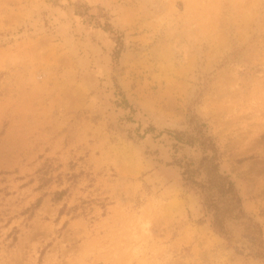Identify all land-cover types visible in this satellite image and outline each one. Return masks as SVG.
I'll use <instances>...</instances> for the list:
<instances>
[{
	"label": "rangeland",
	"instance_id": "374dc122",
	"mask_svg": "<svg viewBox=\"0 0 264 264\" xmlns=\"http://www.w3.org/2000/svg\"><path fill=\"white\" fill-rule=\"evenodd\" d=\"M192 114L264 242V0H0V264H264L183 184Z\"/></svg>",
	"mask_w": 264,
	"mask_h": 264
},
{
	"label": "trees",
	"instance_id": "16d2710c",
	"mask_svg": "<svg viewBox=\"0 0 264 264\" xmlns=\"http://www.w3.org/2000/svg\"><path fill=\"white\" fill-rule=\"evenodd\" d=\"M106 29L109 30V27L106 26ZM121 48L118 40L115 58L118 57ZM188 124L192 126L190 132L174 131L169 134L176 143L194 147L201 153L197 162L192 160L177 162L184 186L193 190L199 197L201 219L208 221L214 233L227 239L228 223L241 225L244 232L254 240L256 250L254 257L264 262L262 228L244 209L243 199L235 182L221 169L220 151L215 138L208 133L206 123L195 122L194 114L190 115ZM62 193H57L56 197Z\"/></svg>",
	"mask_w": 264,
	"mask_h": 264
}]
</instances>
